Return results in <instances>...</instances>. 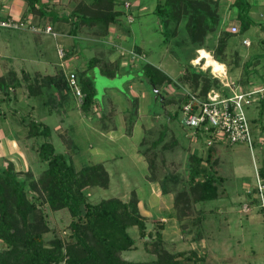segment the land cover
<instances>
[{
    "label": "rangeland",
    "instance_id": "obj_1",
    "mask_svg": "<svg viewBox=\"0 0 264 264\" xmlns=\"http://www.w3.org/2000/svg\"><path fill=\"white\" fill-rule=\"evenodd\" d=\"M132 1L115 0L112 10L117 11L118 16L115 22L109 23L108 26L102 24L100 20L95 21L94 13H91L93 22L81 23L78 30L72 32L71 20L77 18H66L64 21L59 19L60 15L66 16L83 2L40 0L44 10H55L59 13L58 19H52L56 22L55 29L62 34H68L66 31L70 32L69 35L75 33L82 44L79 53L81 56L76 59L77 64L83 63L78 66L79 68H68L67 62L66 71L77 74L83 71L81 68L85 64L84 69L87 68L86 74L95 85V98L100 100L99 104L101 105V97L102 101L111 100L117 104L112 110L115 116L114 123L118 127L116 131L110 133L112 137L108 138L99 136V132L94 130V112L89 113L91 115L84 112L81 108L82 101L77 99L79 108L75 109L78 110L66 116L61 113L66 123L62 128L51 129V141L55 151L65 154L68 161L78 170L84 165L103 162L110 174L109 183L106 187L87 186L85 191L89 202L97 203L110 197H118L127 202L133 194L137 196L144 230L142 233L137 225L128 227L127 231L134 243L120 253L123 259L136 262L153 261L158 257V249L164 248L170 253L177 254L178 259L189 255L191 259L185 260L187 264H264V186L259 185V182L264 184V176L261 174V169L264 168V135L263 139L260 138L263 132L261 127L264 125V110L261 111L256 105L246 109L255 139L253 151L244 143L218 142L211 146V156H208L210 149L206 150L204 142H196L189 137L187 128L182 124L181 113L177 109L186 90L201 93L205 83L201 77L203 75L208 78L210 89H221L223 78L220 79V75L212 68L218 67L215 62L219 63L212 57V51L218 43L217 36L208 34L203 46L195 49L194 44L189 41L184 21H181L178 25L179 32L177 30L172 37L164 41L159 19L153 12L156 3L163 0H140V9L134 8L131 14L129 9ZM27 12L32 23H41L47 18L38 11ZM129 15L131 21L128 20ZM129 28L133 32L136 44L128 38ZM0 32H2L0 39L4 38L3 43H0V62L5 61L4 63L8 65L10 61L4 56L13 55V52H21L26 57L42 53L52 63L46 67V71L54 72V76L60 73L65 76L57 57L54 37L2 28ZM17 35H21L20 43L15 39ZM38 36L42 42L37 41ZM258 43L260 45V42ZM130 49L139 57L133 59L129 53ZM199 49L206 50L201 54L205 61L199 59L196 62ZM235 50L233 47H225L222 56L226 66L223 67V64L219 63L226 72L227 80H233L241 86L249 81L258 82L264 77V58L251 60L250 62L255 65L249 67L246 72L244 64L247 60L244 61L239 53L236 57ZM112 52H116V59L110 66L112 68H116L121 60L128 61L127 66L135 65L139 67L138 69L145 62L156 64L161 61L159 67L170 80L157 86L159 89L157 96L153 86L141 71L132 76L131 87L121 84L122 77L116 73L110 75L111 77L100 75L99 69L107 64L105 57ZM252 52L251 50L250 54H253ZM89 58H95L97 63L91 67L86 66ZM35 67L31 68L45 69ZM192 70L195 74H192ZM197 72L199 75L196 77ZM214 79L218 82L214 83ZM52 90L46 89L47 96ZM68 92L72 94L69 88L65 93L67 98H70ZM160 95L167 99L165 108L160 101ZM34 101L35 99L29 100L30 103ZM26 106L28 105H15L17 117L27 118ZM47 110L48 107L40 109L35 117ZM7 112L10 114V111ZM46 115L47 117L37 118L56 125L58 115ZM135 119L137 123L133 126ZM67 122L73 124V130L67 129ZM4 134L7 135L6 131ZM38 141V139L26 141L23 153L19 156L14 155V160L1 154L0 166L4 167L13 160L11 162L20 177H26L24 174L27 171L38 177L45 164L30 146L33 143L37 144ZM192 156L201 157L202 165L213 171L220 180L217 184V198L208 201H189L186 208L185 201L180 199L179 203L175 202V196L182 190L188 192L191 186L189 165ZM207 157L210 159L207 160ZM150 175H157L155 182L158 184L154 188L150 187L152 182L146 179V176ZM197 178L203 180L204 176L201 173ZM161 184L165 186L166 193H160ZM154 196L156 200L152 201L150 197ZM179 196L184 198L181 193ZM43 208L50 228L44 234L45 241L53 237H59L64 242L70 241L69 211L66 208L52 211L46 205ZM3 247L0 240V250ZM191 252L195 255L190 254Z\"/></svg>",
    "mask_w": 264,
    "mask_h": 264
},
{
    "label": "trees",
    "instance_id": "obj_2",
    "mask_svg": "<svg viewBox=\"0 0 264 264\" xmlns=\"http://www.w3.org/2000/svg\"><path fill=\"white\" fill-rule=\"evenodd\" d=\"M25 1L28 11H38L40 15H48L56 19L62 17L55 10H44L40 0ZM81 2H83L81 5L65 16V19L77 18L71 20L72 32H76L81 23L93 22L91 13H94L95 21L100 20L106 26L115 22L118 16V12L112 10L115 0H81ZM230 6L236 8L238 21L236 33L227 30L222 24L219 0H163L156 3L153 12L159 19L164 41L172 37L177 30L179 32L178 25L181 21H184L189 41L194 44L195 49L203 46L208 34L217 36L218 43L212 51V56L223 63L224 48L234 34H243L251 26L256 25L249 16V0H234ZM102 9L103 12H101ZM259 26L264 29V26ZM237 54L238 51L235 50L236 57H238ZM262 58H264V47L261 53L247 60L244 70L247 72L249 67L255 65L250 62L251 60ZM87 62L88 67H91L97 63V60L89 58ZM101 69L109 75L116 73V68L107 64ZM140 69L153 87L157 88L161 83L170 80L160 68L151 63L145 62ZM192 74H195L193 70ZM198 75L197 72L195 76ZM76 77L84 94L81 108L84 112H88L94 101L91 79L85 70L77 73ZM201 77L205 82L201 93L192 92L203 96L210 89L211 84L205 75ZM29 78L27 84L29 95L34 94L44 98L42 88L54 86L56 94H48L44 99L47 100L49 107L57 108L63 93L68 88L64 74ZM215 82L218 81L214 79ZM16 83H18L16 79L9 75L6 78L0 77V89H3L4 85L8 87ZM195 84L197 86V82ZM183 101L182 98L179 108ZM161 103L165 108L166 97ZM259 107L263 111L264 102ZM20 119L21 124L27 128L28 137H41L35 150L45 167L38 177H34L31 171L24 174L26 177L24 175L20 177L11 161L4 167L0 166V240L4 245L0 250V264H187L185 260L191 259L189 255L178 259L177 254L170 253L164 248L158 249V257L153 261L136 262L123 259L120 253L134 243L127 231L128 227L137 225L142 233L144 230L137 196L133 194L127 202L118 197L101 199L97 203L89 202L85 191L87 186L106 187L109 183V174L103 164L84 165L79 170L76 169L65 154L55 151L50 140V127L47 124L36 121L30 116L20 117ZM261 129L264 133V125ZM209 149L208 156H211L212 149ZM201 173L204 179L198 180L197 177ZM261 174L264 176V168L261 169ZM219 180L220 178L213 171H209L202 165L201 157L192 156L189 165L191 186L188 192L184 190L178 192L175 202L179 203L181 199L185 201L184 206L187 208L189 201L215 199L218 196ZM161 191L167 192L163 184H161ZM180 193L184 198L179 196ZM45 205L52 211L64 208L69 211L70 241L64 242L59 237L45 241L44 234L50 229L43 208ZM190 254L195 255L194 252Z\"/></svg>",
    "mask_w": 264,
    "mask_h": 264
},
{
    "label": "crops",
    "instance_id": "obj_3",
    "mask_svg": "<svg viewBox=\"0 0 264 264\" xmlns=\"http://www.w3.org/2000/svg\"><path fill=\"white\" fill-rule=\"evenodd\" d=\"M233 1L234 0H219L220 11H221V15H222V24H224L226 26L227 30H230L232 25H238V21L236 19V14H237L236 8H233L232 6H230V4L233 3ZM249 2H250L249 16L251 17L252 20H254L256 22V25L251 26L243 34H238L237 36L235 35L236 38L235 37L231 38L230 41L226 45V48H229V47L236 48L239 55L241 57H243L244 61L252 58L253 56H255L259 53H261L263 51V47H264V29L260 28V26H259V25L264 26V0H249ZM140 7H141L140 0H133L131 2L129 12L132 14V10L134 8L140 9ZM27 13L28 12H27L25 0H0V17L9 16V17L16 18V19L17 18H28ZM45 17H47V19L50 22H53L52 19H55L54 17H50L48 15H46ZM59 19L64 20V21L66 20L65 16L60 17ZM55 24H56V22L52 23L54 29L56 28ZM129 30H130L129 31L130 34L128 35V38H129V40H132L133 44H136L135 40H134L133 32L131 31L130 28H129ZM18 32H21V31H18ZM0 33H2V32H0ZM65 33H68V34H62V33L58 32V37L55 38L54 46L56 47V45L58 43L61 45H64L65 49L67 50L66 60L69 64L68 68H71V67L79 68L78 66H81V64L83 62L82 63L80 62L79 64H77L78 59H76V58H78L79 55L81 56V54H79V53L82 50V44H80V40H78V38H76L75 33L72 35H69V33H70L69 31H66ZM36 34H43V33H36ZM21 35L23 36V34H21ZM21 35L15 36V39L19 40V43H20L19 36L21 37ZM44 35H47V34H44ZM244 38H247L250 40L249 45L243 44L242 40ZM3 39L2 38L0 39V43H3V41H4ZM36 39H37V41L42 42V39L39 36ZM232 39H235V40L232 41ZM258 42H260V45ZM17 44H18V42H17ZM130 50H132V49H130ZM142 50H145V49H142ZM251 50L253 51L252 52L253 54H250ZM203 51H206V50L199 49L200 54H202ZM116 52H114V53L112 52L111 54L108 53V56L105 57V60L107 61V65L109 64V66H112V62L115 61V59H116V56H115ZM139 52H141V49ZM0 56H1V53H0ZM4 58L6 60H9L10 63L8 65H6L4 63L5 61L0 62V77L6 78L9 75L11 77H14V79H16V82H18V83H16L13 86L9 85L8 87H6L4 85V88L0 89V155L5 154L4 155L5 157L8 156V159L14 160V158H13L14 155L19 156V155H21V153H23L22 152L23 146H24L26 141H28V140L30 141L32 139L33 140L38 139L39 141L37 142V144L41 141V137H28L27 136V128L21 124L20 117H17L18 113L15 112L16 111V109L14 108L15 105H19V106L28 105V106H26L27 107L26 115L30 116L31 118H33L36 121H40L43 123H45L44 119L37 118L38 116H40V117L46 116L47 117L46 114L58 115V117L56 118V120H57L56 125L45 123L50 127V131H51V129L56 130V129L62 128L63 125L66 123V119L63 118V116H61V113H63L62 115L66 116L69 113L78 110V109H75L77 107V102H76L77 98L73 96L74 95L73 93H72L73 94L72 95L70 92H68V95L69 94L71 95L70 98H67L66 93H63V96L61 98L62 100L58 104V107L52 108V107L48 106L49 104H48L47 100L44 98L47 96V93H46L47 88L53 89L49 94H52V93L56 94V91L54 90V86H44L42 88V90L44 91V98H41L40 96H37L34 94L33 95L28 94L27 84L29 83L28 82V80L30 79L29 77L41 78L43 76L54 75V72L51 71L52 72L51 73L50 71L49 72L46 71V67L49 66L50 64L52 65V63L48 59H46L42 53L38 54L37 56L31 55V56L26 57L25 55L21 54V52L20 53L19 52H13V55L5 54ZM199 59H201V57L196 59V62L199 61ZM56 62L57 61H54V63H56ZM127 62L128 61H126V62L122 61V60L119 61V64L116 66L115 71H116V75H118L119 77H122L121 78V84H124V85L127 84L128 87H131L132 86L131 81H132L134 75L141 70L138 69L139 67L137 68L135 65L134 66H132V65L127 66V64H126ZM150 63H154V62H150ZM215 63L217 64V66L221 70H223L221 67L222 66L221 64H223V67L226 66L225 63H222V62H219V63H221L220 65L217 62H215ZM161 64H162L161 61H158V63H156V64L154 63V65H156V67H159ZM35 66L43 67L45 69L42 70L40 68L39 69L31 68V67H35ZM86 66H88V65L86 64ZM84 67H85V64H84V66H82L81 70L87 69V68L84 69ZM99 73H100V75L103 74L107 77H111L109 74L104 72L102 69H99ZM91 82H92V80H91ZM92 86H93V91H94V101H93L91 109L87 112V114L94 112V130L99 132V136H102V137L107 136L108 138H110V137H112L110 133L113 131H116L117 127H118V126H116L117 124L114 123L115 121L113 119L115 118V116L113 115V110H112L113 108L117 107V104H114V102H112L111 100L107 101V102L105 100L102 101L103 97H101L100 98L101 99V105H100L99 104L100 100L95 98V91L96 90H95V85H93V83H92ZM121 89H123L122 86H121ZM66 98L69 101H67ZM30 99H35V101L33 103H30L29 102ZM46 107H48V110L45 113H41V115H38L35 117V114H38L39 113L38 111L40 109L46 108ZM77 108H79V107H77ZM7 111H10V114ZM89 115H91V114H89ZM136 120L137 119H135L133 121V126H134V124L137 123ZM67 123H68V124H66V125H68L67 129L73 130V128H74L73 124H70V122H67ZM132 127H131V129H132ZM3 131L4 132L6 131L7 135H5ZM130 133L131 132H129V134ZM50 140H51V136H50ZM37 144L33 143L30 146L33 148V150H35V147L37 146ZM209 148H211V147H209ZM206 150H208V148H206ZM35 152H36V150H35ZM138 153H139V151H138ZM13 160H11V161H13ZM100 163L103 164V162H100ZM103 166L105 167L104 164H103ZM147 166H149V165L147 164ZM105 169H106V167H105ZM107 172H108V170H107ZM108 174H109V172H108ZM146 179H148L149 181L152 182L151 186H150L151 188L156 187V185L158 184L157 182H155V180L157 179V175H150V177L146 176ZM109 180H110V174H109ZM158 187L159 186H157V188ZM159 190L161 193L162 191H161L160 187H159ZM155 198H156V196L150 197V199L152 201H155L156 200Z\"/></svg>",
    "mask_w": 264,
    "mask_h": 264
},
{
    "label": "built area",
    "instance_id": "obj_4",
    "mask_svg": "<svg viewBox=\"0 0 264 264\" xmlns=\"http://www.w3.org/2000/svg\"><path fill=\"white\" fill-rule=\"evenodd\" d=\"M128 8V3H126ZM131 16L128 20L131 21ZM0 28L11 31H30L58 37V32L46 18L41 23H32L30 18L0 17ZM231 32H238L237 25H232ZM243 44L249 45L250 40L244 38ZM56 53L63 67L67 86L74 96L82 101L78 79L74 72H67V52L63 45H56ZM133 59L139 57L133 50L129 51ZM222 79L221 89H209L201 96L197 92L187 91L183 95L179 111L182 124L187 128L189 137L196 142H204L206 148L215 143H244L253 151L254 137L246 109L252 105L259 106L264 102V77L258 82L249 81L245 85H238L235 81L227 80L225 70L216 71ZM228 88V90H227ZM225 89V91L223 90ZM159 90V89H158ZM264 133L260 137L263 139ZM260 142V141H259ZM258 142V143H259ZM259 185L264 186L259 182Z\"/></svg>",
    "mask_w": 264,
    "mask_h": 264
},
{
    "label": "bare ground",
    "instance_id": "obj_5",
    "mask_svg": "<svg viewBox=\"0 0 264 264\" xmlns=\"http://www.w3.org/2000/svg\"><path fill=\"white\" fill-rule=\"evenodd\" d=\"M201 57V54L199 53V56L197 57V59ZM201 59H203L204 61L206 60L205 58L201 57ZM213 70L216 72L218 70H221L219 67H215V66H212Z\"/></svg>",
    "mask_w": 264,
    "mask_h": 264
},
{
    "label": "water",
    "instance_id": "obj_6",
    "mask_svg": "<svg viewBox=\"0 0 264 264\" xmlns=\"http://www.w3.org/2000/svg\"><path fill=\"white\" fill-rule=\"evenodd\" d=\"M153 88H154V92H155L156 95L158 96V94H159V90H158V88H156L155 86H154ZM159 97H160V101H162L163 98H164L162 95H160Z\"/></svg>",
    "mask_w": 264,
    "mask_h": 264
}]
</instances>
